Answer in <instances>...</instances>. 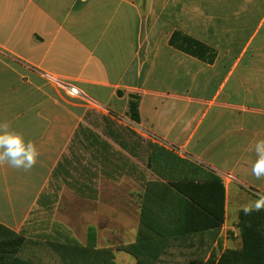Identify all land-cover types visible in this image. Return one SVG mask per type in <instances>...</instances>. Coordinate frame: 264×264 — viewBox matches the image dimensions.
<instances>
[{
  "label": "crops",
  "instance_id": "0c3cea01",
  "mask_svg": "<svg viewBox=\"0 0 264 264\" xmlns=\"http://www.w3.org/2000/svg\"><path fill=\"white\" fill-rule=\"evenodd\" d=\"M175 32L212 58L173 47ZM131 94L140 97L138 123L127 114ZM91 115L125 120L140 136L125 140L126 158L110 155L104 139L103 172L85 201L113 209L118 226L123 209L129 224L144 210L162 226L176 208L182 232L212 223L202 208L220 212L209 194L216 198L220 183L213 248L228 229L239 238L242 206L264 193L251 175L254 142L264 138V0H0V122L40 152L30 171L0 165L2 228L29 237L30 214ZM174 183L198 201H169ZM146 191L152 198L143 201ZM212 233H181L183 255Z\"/></svg>",
  "mask_w": 264,
  "mask_h": 264
},
{
  "label": "rangeland",
  "instance_id": "374dc122",
  "mask_svg": "<svg viewBox=\"0 0 264 264\" xmlns=\"http://www.w3.org/2000/svg\"><path fill=\"white\" fill-rule=\"evenodd\" d=\"M84 128L69 147L43 198L30 214L26 222L29 237H24L26 243L18 256L34 264H106L107 257L112 264H189L197 261L200 255H195L196 252L181 256L180 243V249L174 246L162 263H153L149 258L139 259L126 250L137 242L140 232L144 231L141 219L129 224L128 213L123 209L122 226L115 225L114 220L118 218L117 215L111 217L113 209L100 210L93 201H85L82 195L89 184H97L99 174L103 172L97 164V152L105 147V143H110L106 145L110 155L122 152L126 158L127 153L121 149L128 150V146H124L125 140L140 135L120 118L109 121L91 115ZM90 195L97 197L96 193L90 192ZM172 197L169 201L176 203V196L175 199ZM169 211L171 213L166 222L174 225L178 222L177 209ZM92 212L98 216L86 218ZM236 232V229H228V238L220 239L216 248L211 242L209 254L201 256L199 264H212L226 249L240 248L241 241L235 237Z\"/></svg>",
  "mask_w": 264,
  "mask_h": 264
},
{
  "label": "trees",
  "instance_id": "16d2710c",
  "mask_svg": "<svg viewBox=\"0 0 264 264\" xmlns=\"http://www.w3.org/2000/svg\"><path fill=\"white\" fill-rule=\"evenodd\" d=\"M170 43L173 47L201 59L210 60L213 56V52L209 47L181 32L173 33ZM139 104L140 97L131 94L129 96L127 114L129 119L136 123L140 122L141 119ZM172 186H174L175 191H177L167 193L168 198L173 195L172 198L175 199L174 196H176V199L179 202H181V199L198 201V199H196L193 195L187 192H181V186L177 183L172 184ZM215 192L216 198H213V193L211 194V190H209V194L211 195L210 200L221 201L220 212H214V210L209 207L202 208L209 216L213 217V219H211L212 223H208L200 228L181 232V210H178L180 213H178L176 217L178 222L176 221L174 225L165 223L162 226L152 224L155 220L152 219V222L149 221L144 215L145 211L143 210L141 214V222L144 231H141L142 235L140 232L137 242L127 247L126 250L139 259L149 258L153 263L156 261V263L159 261L162 263L164 262V258L171 254L174 246L177 245V250L180 249L179 243L181 244V233L211 230L213 231L212 238L207 240V242L202 240L199 242V245H197V248L194 250L193 248L192 250L188 249L186 251V256L187 254H192L193 252H196L195 255H200L197 261L189 263L199 264L201 256H204L207 252L223 222V185L219 183V194L217 193V189H215ZM150 198H152L150 192L146 191L143 194V201L149 200ZM151 228H153L154 231L153 235H149V230ZM236 228L238 229L241 247L239 249L225 250L215 264H264V211L259 213L253 212L248 216L244 215L243 212L240 211L238 214ZM91 238L92 233L90 235V239ZM25 243L26 239L24 237L9 232L0 226V264H34L28 260H23L18 256L22 252ZM181 256H183V251L181 252ZM106 264H112L109 257H107Z\"/></svg>",
  "mask_w": 264,
  "mask_h": 264
},
{
  "label": "clouds",
  "instance_id": "9594fccd",
  "mask_svg": "<svg viewBox=\"0 0 264 264\" xmlns=\"http://www.w3.org/2000/svg\"><path fill=\"white\" fill-rule=\"evenodd\" d=\"M252 150L256 159L251 164V175L264 181V138L254 142ZM40 152L35 143L11 126L7 120L0 122V165L30 171L38 162ZM256 199L242 206L244 215L264 211V193H256Z\"/></svg>",
  "mask_w": 264,
  "mask_h": 264
},
{
  "label": "built area",
  "instance_id": "2783aa9c",
  "mask_svg": "<svg viewBox=\"0 0 264 264\" xmlns=\"http://www.w3.org/2000/svg\"><path fill=\"white\" fill-rule=\"evenodd\" d=\"M69 93L74 96L78 94V90L74 87H70Z\"/></svg>",
  "mask_w": 264,
  "mask_h": 264
}]
</instances>
